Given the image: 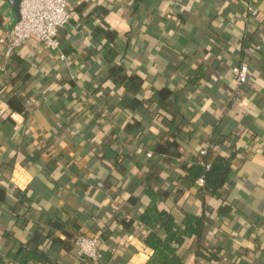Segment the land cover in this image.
<instances>
[{
	"label": "crops",
	"instance_id": "1",
	"mask_svg": "<svg viewBox=\"0 0 264 264\" xmlns=\"http://www.w3.org/2000/svg\"><path fill=\"white\" fill-rule=\"evenodd\" d=\"M69 9L59 50L0 43V264H146L154 206L204 214L186 264H264V0ZM17 20L0 0V38ZM218 157L230 160L219 196L187 178ZM79 234L101 260L79 256Z\"/></svg>",
	"mask_w": 264,
	"mask_h": 264
},
{
	"label": "trees",
	"instance_id": "2",
	"mask_svg": "<svg viewBox=\"0 0 264 264\" xmlns=\"http://www.w3.org/2000/svg\"><path fill=\"white\" fill-rule=\"evenodd\" d=\"M229 173L230 160L218 157L211 163L190 167L187 178L196 180L203 176L204 183L201 188L219 196ZM141 219L149 224L156 223V219L160 221L159 228L144 236L145 243L154 250L146 264H186L190 250L185 244L187 237L195 235L200 240L205 225L204 214L198 216L186 212L180 218L171 210L159 209L157 206L145 210ZM196 253L200 255V250ZM31 258L34 255L24 257L22 261L26 263Z\"/></svg>",
	"mask_w": 264,
	"mask_h": 264
},
{
	"label": "built area",
	"instance_id": "3",
	"mask_svg": "<svg viewBox=\"0 0 264 264\" xmlns=\"http://www.w3.org/2000/svg\"><path fill=\"white\" fill-rule=\"evenodd\" d=\"M249 9L253 15L258 13V9L253 5ZM70 19L69 0H21L20 18L7 34L0 38V43L5 46L7 54L13 53L23 42L32 37L42 42L47 49L59 50L60 31ZM231 72L237 85L242 86L248 82L250 69L247 64L233 66ZM201 152L207 153V148H203ZM148 155H151V152ZM198 181L203 184L204 177L200 176ZM73 242L79 256L94 261L103 258L96 237L79 234L74 237Z\"/></svg>",
	"mask_w": 264,
	"mask_h": 264
},
{
	"label": "water",
	"instance_id": "4",
	"mask_svg": "<svg viewBox=\"0 0 264 264\" xmlns=\"http://www.w3.org/2000/svg\"><path fill=\"white\" fill-rule=\"evenodd\" d=\"M10 1L13 4L14 10L17 12L18 19H19L20 18V3H21V0H10Z\"/></svg>",
	"mask_w": 264,
	"mask_h": 264
}]
</instances>
